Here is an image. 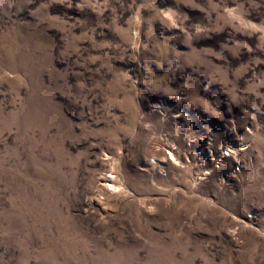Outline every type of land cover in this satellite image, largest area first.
<instances>
[{
	"label": "rangeland",
	"instance_id": "1",
	"mask_svg": "<svg viewBox=\"0 0 264 264\" xmlns=\"http://www.w3.org/2000/svg\"><path fill=\"white\" fill-rule=\"evenodd\" d=\"M0 264H264V0H0Z\"/></svg>",
	"mask_w": 264,
	"mask_h": 264
}]
</instances>
